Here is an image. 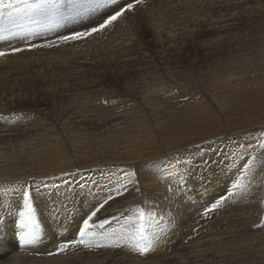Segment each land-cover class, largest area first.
<instances>
[{
  "label": "bare ground",
  "instance_id": "6f19581e",
  "mask_svg": "<svg viewBox=\"0 0 264 264\" xmlns=\"http://www.w3.org/2000/svg\"><path fill=\"white\" fill-rule=\"evenodd\" d=\"M93 2L94 0H7V4L4 3V8L0 7V10L11 9L13 13H18L17 16H20V13L24 11V14L34 21L24 26L27 29L24 31L27 35L23 36L26 38L25 45H22L21 42L16 44L7 42L6 45V41H2V43L9 46L10 49L31 45L30 43L34 40V29L38 28L36 18H39L38 12L43 18L47 16V13L41 11L46 9H53L55 14H61V17L53 16L47 21H43L48 24H62L64 29L56 27L61 33L60 35H66L67 29L83 31L85 25L90 24V17L93 20L99 19L96 15L98 10L90 7ZM123 2L124 0H107L109 4H123ZM7 5L12 7L8 8ZM263 15L264 0H143L133 11L126 13L113 25L112 33H98L92 41L89 39L73 43L68 41L67 48L60 50L66 53L64 56H68L69 60L54 61L48 68L41 69L36 74V79L44 83L45 77L49 73L63 72L73 64L76 68L67 77L68 85H62L58 91L64 96L63 98L71 96L69 98L71 100L79 99L81 95L88 94L89 96L91 92L99 93L101 90L105 92L104 86L125 90L127 86L136 83L137 78L150 68L147 52H154V50L149 42L154 47L167 46L170 51H176L175 55L185 49L200 47L199 45L203 49L214 48L216 50L219 48V42L223 46L224 44L229 45L230 48L231 41L228 42L227 39H224V35L234 37L233 34L237 35L240 30L256 28L257 21ZM2 20L0 17V26L3 24ZM116 26L119 27V30H116ZM55 35L59 36V33H55ZM212 35L218 37L223 35L224 38L222 41L220 38L215 41ZM207 37H211V39L208 41ZM183 40L187 43L186 48L183 45ZM234 42L239 45V40ZM1 45L0 43V49H4ZM36 48L40 47L32 49ZM51 51L42 53L51 56L56 52ZM42 53L26 54L22 58L23 62L30 63L35 57L42 56ZM10 54L11 58L16 59V53ZM205 54L202 51L200 61L205 59ZM159 58H161L160 55L157 56L158 60ZM3 61L4 59L1 58L0 112L24 105L25 107H39L38 113L44 114L41 119L49 118V114L44 112L45 105L41 103L43 96L25 97L19 95L18 99L16 98V90L27 86H22L23 77L20 73L17 74L10 69L11 63ZM39 65L37 64L36 67ZM63 76V74H59L57 78ZM6 78L13 80L14 84H20L18 87H7L4 84ZM60 91L67 93L62 94ZM55 93L56 91L52 92V95ZM90 102L83 101L82 103L88 106ZM88 116L90 118L88 117L87 121L81 117L77 121H84L87 125H90L88 124L90 120L95 124L99 122L96 118H92L96 117V114ZM110 121L112 120L108 119V122ZM94 128H98V126ZM242 148L241 145H238L235 150L241 152ZM212 152L216 153L213 156L216 163L201 170L202 163L198 159L194 165V167L199 165L195 168L196 176L194 180H189L186 186L180 185V188L183 189L182 192L177 190L176 173L183 171L181 166L187 158H182L172 164H170V160H167L166 163H164L165 160L158 162L155 167L150 169L151 172L153 169L157 170V177L156 174L149 176V168H146L142 176L145 181L139 185L141 188L139 193L135 191V188H132L130 193L110 202L98 213L97 217L90 221L94 227L85 236L89 246L71 245L63 251L58 250L60 244L79 238L77 229L78 226L82 227L81 218L85 217L96 201L100 200L109 190L107 185L103 181H98L97 187H92L94 176L89 173L82 177L83 172H78L74 176L68 175L65 181L60 182L57 177L53 180H39V182H24L23 180L21 191H30L34 197L30 213L23 202L21 191L9 189L10 183L7 180H0V221L5 220L6 224L4 227L0 224V264H24L25 262L27 264H136L133 259L145 261H137L139 264H247L246 259H251L248 257L251 256L250 250L245 248L246 244L235 247L239 246L237 243L245 241L240 236L235 238V232L249 235L250 231L246 227L237 231L234 226L235 224L254 223L251 210L253 205L258 203L259 198L252 197L254 193L251 195L252 198L249 194L233 195L227 199L231 203L230 207L225 208L226 200L221 207L205 216L204 207L223 194L226 188L236 192L235 189L233 190L227 185L234 177H241L247 170L241 165L236 167L237 170L233 165L232 170L230 166L235 156L227 155L223 149H215V151H209L199 157L202 159L206 156L210 157ZM21 158L24 162L25 157L21 155ZM245 163V165L248 164ZM248 171L251 172L249 169ZM102 174V177H106L108 174H118L121 181L127 183L124 180L127 173H123L124 175L119 172ZM166 175L174 178H168ZM129 177L135 181L132 176ZM75 178H80V181L74 180ZM49 182L52 184L64 183L66 187H59L57 184L47 185L46 183ZM234 182L235 180L232 183ZM78 189L85 190V194L84 196L76 195L78 197L74 198L71 193H80ZM263 189L264 185L260 187V190ZM39 194L41 195L37 197L36 195ZM39 206L44 212H40ZM140 207H144L146 212L158 213L144 225L154 239L153 248L146 254H140L131 246L132 234L140 225L130 222L138 213L128 210ZM20 210L24 212L25 217L20 222H12L19 217ZM254 213L257 218L261 217L257 221L258 230H264V216L262 217L260 209L256 207ZM33 218L36 220L42 218L43 224L39 232L35 234L36 237L32 238ZM105 219L107 222L101 224L100 221ZM21 222L24 223L23 228L20 227ZM46 227L49 228L50 233ZM24 229H26L27 250H25L27 253L20 254L17 252L16 239ZM231 249H234L233 254L231 251L228 253V250ZM136 255L143 259H137ZM242 255L247 257L243 258ZM213 257L217 258L219 263L214 261Z\"/></svg>",
  "mask_w": 264,
  "mask_h": 264
},
{
  "label": "rangeland",
  "instance_id": "374dc122",
  "mask_svg": "<svg viewBox=\"0 0 264 264\" xmlns=\"http://www.w3.org/2000/svg\"><path fill=\"white\" fill-rule=\"evenodd\" d=\"M6 2L7 0H0V7L4 8L3 4ZM50 10L41 11L47 13L43 18L38 12L39 18L36 17L38 28L34 29V40L30 44H51L52 47L34 50L23 46L21 48L23 51L16 52V59L11 58V54L0 56V59H4L3 62L11 63L12 71L20 73L23 77L22 86H27L16 90V98L18 99L19 95L43 96L41 103L45 105L44 112L50 116L48 120H43L41 118L44 114L38 113L39 107L24 105L0 112V180H7L10 183L9 189L21 191L23 180L39 182L57 177L60 182L65 181L68 175L74 176L78 172H83L82 177L89 173L94 176L93 182L91 181L92 187H97L98 181L104 182L105 177H102V173L119 172L131 176V173L135 172V176L132 177L141 185L145 181L142 176L146 168H149V176L156 174L157 177V170L153 169L154 173L150 171L155 164L164 160V163L170 160L172 164L182 158L188 159L189 153L196 151L194 145H202L199 156L215 149H223L227 155L235 156L230 166L232 170L233 165L236 170L239 165L247 168L245 171L248 174L244 171L241 177H234L230 183L235 180L234 183L244 188V195L259 198L251 210L254 223L234 226L237 231L245 227L250 231L249 235L235 232V238L240 236L245 240L237 243L239 246L235 247L247 245L245 248L249 249L251 254L248 256L251 259H246L247 264H264V230H258L257 221L261 217L257 218L254 213L257 207L262 217L264 216V189L260 190L264 185V15L257 21L256 28L240 30L236 36L233 34L236 39L232 35L230 37L224 35L225 38L223 35L219 37L212 35L215 41L219 38L220 41L223 38L231 41L232 49L229 45L223 46L219 42V48L216 50L203 49L199 45L200 47L188 49L189 51L185 49L175 55L176 51H170L167 46L154 47L149 42L154 50L147 52L150 68L137 78L136 83L127 86L125 90L104 86L105 92L102 90L99 93L91 92L89 96L85 94L79 99L71 100L69 99L71 96L63 98L58 91L62 85H68L67 77L76 68L73 64L63 72L49 73L44 83L36 79V74L41 69L48 68L54 61L69 60L68 56H64L66 53L60 50L67 48L66 43L60 39L64 35H60L56 28L62 27V24L43 22L53 16L61 17V14H55L53 9ZM0 13L1 20L3 19L0 26V43L3 45L2 41H6V45L7 42L15 44L21 42L25 45L26 38L23 36L27 35L24 33L27 29L24 26L34 20L27 17L24 11L20 13L22 17L17 16L18 13H13L11 9L0 10ZM113 28L111 26L108 31L105 30L106 32L103 31L101 34L112 33ZM115 28L119 30L118 26ZM65 32L69 34L72 31L67 29ZM55 33H59V36ZM97 35L94 34L87 39L92 41ZM210 39L211 37H207L208 41ZM235 40H239V45L235 44ZM2 45L4 49L0 50L10 49L9 46ZM183 45L186 48L187 43L184 40ZM48 50L56 52L51 56L42 53ZM202 51L206 54L205 59L200 61ZM35 52H41L43 55L35 57L30 63L23 62L24 55ZM159 55L161 58L158 60ZM37 64L40 65L36 67ZM59 74L64 76L57 78ZM14 83L9 78L4 81L7 87L12 88L20 84ZM54 91L56 93L52 95ZM83 101H91L88 105L91 106L88 107L82 103ZM91 114L97 115L92 117L99 120L97 124L91 120L88 121L90 125L84 121H77L79 117L87 121L88 117L90 118L88 115ZM108 119L112 121L108 122ZM216 137L220 139L211 146L203 143ZM238 145L243 147V152L235 150ZM215 154L212 152L210 157L198 160L202 163L201 170L216 163L215 157L213 158ZM21 155L25 157L24 162ZM245 162L248 164L245 165ZM74 180L79 182L80 178ZM230 183L227 187L230 186L229 188L234 190L233 183ZM56 184L59 187H66L64 183L58 182L52 185ZM78 191L80 193L73 192L71 195L74 198L80 194L84 196L85 190ZM41 194L36 196L39 197ZM230 205L227 200L225 208ZM39 210L44 212L41 206ZM19 213V217L12 222L22 221L25 214L21 210ZM4 221H0L3 227L6 225ZM26 238L24 229L16 239L17 252L20 254L27 253ZM228 253L233 254L234 249L228 250ZM136 258L143 259L138 255ZM212 259L216 262L218 260L214 257ZM133 260L136 264L145 262Z\"/></svg>",
  "mask_w": 264,
  "mask_h": 264
},
{
  "label": "snow or ice",
  "instance_id": "6c2138e0",
  "mask_svg": "<svg viewBox=\"0 0 264 264\" xmlns=\"http://www.w3.org/2000/svg\"><path fill=\"white\" fill-rule=\"evenodd\" d=\"M143 0H124L123 4H109L107 3V0H94L93 4L90 5V7H93L97 9L96 15L99 17V19L93 20L92 17L89 18L90 24L85 25V30L83 31H72L69 35H64L60 37V39L67 43L68 41H76V40H83L87 39L94 34L101 33L105 30H107L109 27L113 26L118 20L125 16L126 13L133 11L140 3H142ZM28 48H35V47H52L51 44H44V45H36L31 44L27 46ZM24 49L21 48H12L8 50H0V56H5L10 53L14 54L16 52L23 51ZM220 138L216 137L213 138V140H206L203 143L207 144L209 146L213 145L214 143L218 142ZM196 151L193 153H189L188 159L182 164L183 171H177V190L183 191L182 188H180V185H187V182L189 180H194L196 176V169L194 165L196 164V161L198 159H202L199 157V152L202 148V145H194L193 146ZM131 176H135V172L131 173ZM124 180L127 181V183H123L121 181L120 176L108 174L104 182L108 187V191H106L103 195V197L96 201V203L93 205L92 209H90L89 213L85 215V217L81 218L82 227L78 226V239H73L64 243H61L59 246V251H63L67 249L71 245H84L85 247H88L89 245L86 243L85 236L87 235L88 231L94 227L93 223H90V221L93 220L94 217L98 216V213H100L107 205L110 204V202L116 200L118 197H123L125 194L130 193L132 188H135L136 192H140L141 188L139 187L138 181H133L130 179L129 175L124 176ZM232 188L238 189V191L233 192L231 190L225 189V192L223 194H220L217 198L213 200L209 205L204 207V215L207 216L209 212H212L219 207L222 206V204L233 195H243L244 194V188L237 184L233 183ZM171 190V189H170ZM67 195V194H65ZM21 197L23 199V202L25 206L29 209V212L31 213L32 208L31 204L33 202V194L30 191H21ZM128 211L130 212H137L138 215L135 216L134 220L130 221L134 224L140 225V227L135 231V233L132 234V240H131V246L135 248L136 251H138L140 254H146L148 253L154 246V239L149 234L148 230L145 228V223L155 216L158 215V213H154L151 211L146 212L144 207L140 208H130ZM23 214H21L22 216ZM107 220L100 221L101 224L106 223ZM43 224V219L36 220L35 218L32 219V225H33V231L31 233L32 236H34L40 229V227ZM20 227H24V223L21 222ZM158 238V237H157Z\"/></svg>",
  "mask_w": 264,
  "mask_h": 264
}]
</instances>
